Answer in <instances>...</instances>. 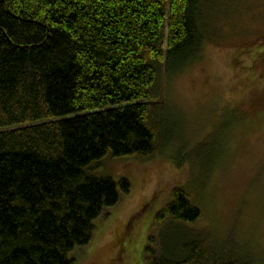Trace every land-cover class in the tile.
<instances>
[{"label":"trees","instance_id":"trees-1","mask_svg":"<svg viewBox=\"0 0 264 264\" xmlns=\"http://www.w3.org/2000/svg\"><path fill=\"white\" fill-rule=\"evenodd\" d=\"M200 8L201 0H0V264H73L94 221L131 191L127 178L104 174L103 159L146 161L171 146L159 78L163 67L176 74L197 60ZM216 145L175 156L198 168L196 184L217 161ZM202 217L186 187L172 188L145 264H264L230 238L180 231ZM166 223L176 224L172 238Z\"/></svg>","mask_w":264,"mask_h":264},{"label":"rangeland","instance_id":"rangeland-1","mask_svg":"<svg viewBox=\"0 0 264 264\" xmlns=\"http://www.w3.org/2000/svg\"><path fill=\"white\" fill-rule=\"evenodd\" d=\"M200 15L197 60L176 74L163 67L159 78L156 101L172 127L171 146L146 161L103 159L104 174L127 178L131 191L94 221L73 264H145L154 216L177 186L203 216L181 232L202 242L230 238L264 260V0H201ZM204 140L217 142L219 157L196 184L198 168L178 165L175 156ZM162 226L174 237L176 224Z\"/></svg>","mask_w":264,"mask_h":264}]
</instances>
